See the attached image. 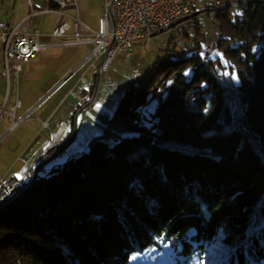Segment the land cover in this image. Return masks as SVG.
<instances>
[{"label": "trees", "instance_id": "obj_1", "mask_svg": "<svg viewBox=\"0 0 264 264\" xmlns=\"http://www.w3.org/2000/svg\"><path fill=\"white\" fill-rule=\"evenodd\" d=\"M237 1L219 11L216 56L164 59L125 92L129 135L0 210V264H129L161 243L200 264L223 229L247 239L227 264H264V0Z\"/></svg>", "mask_w": 264, "mask_h": 264}, {"label": "rangeland", "instance_id": "obj_2", "mask_svg": "<svg viewBox=\"0 0 264 264\" xmlns=\"http://www.w3.org/2000/svg\"><path fill=\"white\" fill-rule=\"evenodd\" d=\"M224 1L233 3L225 7H229L232 14L240 11L238 3H241V1ZM76 2L78 14H80L82 20L88 26L90 25L94 31L101 33L106 0H104V3H102V0H77ZM99 8H102L100 14ZM225 8L208 12L198 7L195 12L196 15L185 19L175 27L161 29L148 39L134 41L130 48L129 58L125 57V52L122 49H118L114 53L107 71L99 74L98 83L97 74L100 71H98L97 67L100 65L101 57L98 59L88 57L94 45L70 46V48L66 49L69 52V56L62 62L61 73L76 69L81 61L87 57L86 61L79 66L80 68L78 67L79 71L77 68L78 72L88 70L85 80L81 82V86L85 87L86 93L81 96L79 104L74 98L75 94L71 93L65 105L61 101L60 109L58 110L57 107L54 111V114H56L55 119H62L65 123L64 128L66 125L68 128L67 133L63 137L61 136L62 133L59 135L54 147H51L52 145L49 146L42 164L52 157H56L46 166V171H50L59 163H64L68 159L76 157L79 153L87 150L95 140L101 139L110 145L114 143L116 138L129 135L123 120L115 117L117 105L128 89H131L133 93L137 92L140 87L138 85L139 82L143 83L148 79L156 64L167 58L178 59L193 55L196 52L200 54L206 53L210 57L216 56L219 53L218 45L221 39L219 11ZM182 24L185 27L180 30ZM112 38V42H114V37L111 35L109 37L110 43H112ZM196 44H198L199 49L195 47ZM173 49L175 52H172ZM93 66H96V69ZM78 94L77 91L76 96H79ZM37 96L42 98V93L39 92ZM61 97L63 96L55 94L47 102L57 105L56 103L60 101ZM75 102L76 104H74ZM69 106H74V109L66 116ZM56 133H53L52 141ZM65 139L67 140L64 142L63 140ZM66 148L70 153L75 151L78 153L74 156L66 157L62 153ZM37 164L38 166L34 167V175L42 165L40 162ZM36 176L33 177L31 185ZM26 189L18 198L29 190ZM246 241L245 233L241 235L236 231L227 233L225 229L223 231L220 230L217 239L205 247L200 264H227L236 248ZM180 250V246L176 249L169 243H161L159 247H152L143 252L133 253L129 264H199L197 256L185 260L183 254L176 253L180 252Z\"/></svg>", "mask_w": 264, "mask_h": 264}, {"label": "crops", "instance_id": "obj_3", "mask_svg": "<svg viewBox=\"0 0 264 264\" xmlns=\"http://www.w3.org/2000/svg\"><path fill=\"white\" fill-rule=\"evenodd\" d=\"M31 1L36 14L32 17L29 29L37 30L41 35V50L38 57L26 64L20 73L19 107L15 108L16 101L12 96L6 99V82L0 81V109L3 108L7 114L4 118H0V179L21 178L22 173L29 169L30 164L36 160L39 152L49 148L53 133L58 132L60 127H64L65 123L62 119H55L54 111L57 107L59 110L62 104L65 105L71 93L75 94L74 98L79 104L81 96L86 93L81 82L85 80L88 70L78 71L80 70L79 66L86 61L87 57L78 65V71L76 68L63 73L60 72L63 60L69 56L66 49L70 48V46L66 47L62 44L75 33L73 18L77 17L81 23L88 26L78 14L77 0L73 5L62 9L63 15L52 11L54 6L51 0ZM102 1L104 3V0ZM29 11L27 0H0V22H6L10 27L21 22ZM101 11L102 8H99V14ZM63 21L72 26L68 31V36H53L54 28ZM88 27L92 29L90 25ZM2 65L3 54L0 43V72ZM77 91L79 96H76ZM12 92L15 93L16 88H12ZM39 92L42 93V98L37 96ZM55 94H60L63 97L56 103L57 105L48 103L49 98ZM73 109L74 106H69L66 116ZM13 122L16 123L15 126L12 125ZM67 128V125L63 128L62 137L67 133ZM62 153L66 157H71L78 152L70 153L66 148ZM55 157L42 164L37 174L43 175L63 164V162L59 163L50 171H46V166ZM37 166L36 162L32 168Z\"/></svg>", "mask_w": 264, "mask_h": 264}, {"label": "built area", "instance_id": "obj_4", "mask_svg": "<svg viewBox=\"0 0 264 264\" xmlns=\"http://www.w3.org/2000/svg\"><path fill=\"white\" fill-rule=\"evenodd\" d=\"M52 11L63 15L62 9L73 5L75 0H51ZM224 0H106L105 13L102 18V31L94 36L92 30L74 17V41L63 42V46L94 45L88 57L98 59L99 74L107 71L114 53L118 49L125 52V57H130L132 43L137 40H145L161 29L175 27L185 19L196 15V9L201 7L203 11H215L219 9ZM29 6L28 15L21 22L10 27L6 22H0V43L3 50V65L0 72V81L6 82V97L15 98V108L20 106L18 99V86L20 73L23 67L38 57L41 44V35L37 30H30L33 13V3L27 0ZM71 24L66 21L58 24L53 32L55 36H62L71 29ZM184 24L180 30L184 29ZM114 42H109L110 36ZM96 69V66H93ZM16 88V92H12ZM7 114L0 109V118ZM16 125L15 122L12 123ZM48 150V149H47ZM47 150L41 151L37 159L30 164V168L22 173L20 179H0V202L9 200L17 191L25 186L26 178L34 176L32 165L41 163Z\"/></svg>", "mask_w": 264, "mask_h": 264}, {"label": "bare ground", "instance_id": "obj_5", "mask_svg": "<svg viewBox=\"0 0 264 264\" xmlns=\"http://www.w3.org/2000/svg\"><path fill=\"white\" fill-rule=\"evenodd\" d=\"M231 4H233V3H232V2H222V4H221V6L219 7V9H221V8H225L226 6L231 5ZM216 10H218V9H216ZM33 13H34V15L36 14V13H35V10H33ZM54 30H55V28H54ZM54 30H53V32H54ZM91 30H92V29H91ZM68 31H69V30H68ZM68 31H67L64 35H62V36H55V35L53 34V32H52V35L55 36V37H65V36H68ZM91 33H92L94 36H96V35H97L96 33H98V32L92 30ZM74 40H75L74 35H73V36L71 35V37H69V40H66V42L70 43V41H74ZM72 46H85V45H72ZM40 50H41V49H40ZM2 51H3V50H2ZM3 56H4V54H3ZM2 81H3V80H2ZM8 98H9V97H6V99H8ZM3 118H4V117H3ZM63 128H64V127H60V128H59V131H58L56 134H54V139H53L52 144H51L52 146L50 145L51 147H54V145H55L56 142L58 141V139H59V135L61 134ZM33 177H34V176H32V177H27V178H26V182H25V186H23L22 188H20L14 196H12L11 198H9V200H6V201H3V202H0V210L3 209V208H5V206L9 205V204H10L11 202H13L15 199H17L18 196H19L22 192H24V190L26 189V187L28 186V184L31 183V181L33 180Z\"/></svg>", "mask_w": 264, "mask_h": 264}, {"label": "water", "instance_id": "obj_6", "mask_svg": "<svg viewBox=\"0 0 264 264\" xmlns=\"http://www.w3.org/2000/svg\"><path fill=\"white\" fill-rule=\"evenodd\" d=\"M113 41V38L111 39V42ZM98 75V77H97V83H98V80H99V73L97 74ZM36 174H37V171L35 172V175L34 176H36ZM30 186H31V183L28 185V187H27V189L26 190H28L29 188H30Z\"/></svg>", "mask_w": 264, "mask_h": 264}]
</instances>
